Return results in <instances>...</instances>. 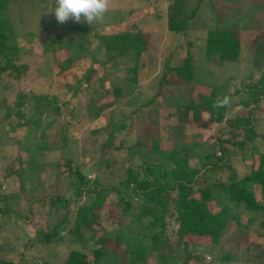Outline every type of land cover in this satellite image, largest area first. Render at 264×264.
Listing matches in <instances>:
<instances>
[{"label": "rangeland", "instance_id": "1", "mask_svg": "<svg viewBox=\"0 0 264 264\" xmlns=\"http://www.w3.org/2000/svg\"><path fill=\"white\" fill-rule=\"evenodd\" d=\"M184 1L186 10L196 11L195 16L188 22V29L182 35L173 34L166 27V5L171 3L169 0L9 2L8 16L22 48L18 62L27 64L28 70L18 81H14L6 73L0 74V97L3 96L5 102L10 104L16 94H28L25 104L28 123L15 126L18 121L16 117L2 122L4 110L0 109V190L6 195L4 200L9 207L0 215L1 256L14 262L18 253L25 255L33 253L37 261L39 256H42L48 264H63L62 260L69 249L80 248L77 243H68L65 239L68 229L73 225L76 210L86 202L85 195L72 205H67L63 201L50 203L48 200L49 195L65 193L66 198L71 199L70 190L65 191L66 177L60 176L54 168L57 163L61 164L67 158L71 159L72 167L83 165L82 172L89 180L96 179L101 184H116L129 165L126 154L140 151L134 140L138 135L141 137L140 133L148 122L152 127H157L158 146L168 149V153L173 151L171 149L176 150L179 157L187 158V165L191 168H198L199 159L205 154L214 152L219 156L220 151L215 148L214 140L209 134L210 130L188 124L182 119L179 109L190 98L201 94L209 93L213 101L222 99L241 87L243 90L240 94L233 96L236 100H242L250 93L244 85L257 84L258 77L264 72V0ZM76 10L82 12L78 13ZM90 17L93 22L90 21ZM86 23H91L92 28L76 29ZM121 27L133 32L139 30L146 43L143 54L137 61L139 72L136 74L135 82L127 78L133 63L131 52L120 47L116 48L117 50H107L104 41L110 38L109 34L103 39L96 38L111 29ZM221 29H233L239 33L241 48L237 61L225 60L217 64L207 58V33ZM61 34L64 36L59 39ZM50 38L55 39L53 45L48 43ZM185 40H190L193 54L191 80L193 91L190 83L166 85L152 100L165 69L168 66L181 67L186 52ZM115 42L113 39V44ZM65 58L72 59V65L69 66L70 69L65 65L66 69L62 70ZM91 63L94 65V71L93 76L88 79L95 83L88 86L83 74L87 72ZM101 83L108 93L105 98H100L98 104L105 105L100 116L91 119L85 116V109L80 104L83 102L86 106L89 101L83 98L88 92L91 96L99 93L97 88ZM77 86L79 90L72 91ZM231 99L226 97L227 104L230 102L234 105L229 110L232 114L242 105ZM70 104L75 107L74 117L80 122L71 116L68 107ZM258 104L262 108L260 114L262 128L264 95L259 97ZM29 105L32 106L31 109ZM49 106H59L60 113H51L46 109ZM106 121H122L132 125L131 133L124 139L122 138L124 130L114 133L113 144L120 138L123 139L124 147L119 152L101 151L100 143L106 135L102 129ZM49 123L55 127H48ZM152 127L148 128L150 132ZM55 128L56 130L52 131ZM29 129L35 131L26 134ZM61 129L64 132L60 131ZM50 132L56 135L51 137ZM59 134L65 137V141L58 139ZM142 146L141 151L145 152L148 146L146 144ZM263 147L264 145L260 148L261 151ZM18 154L23 158V171L18 180L11 181L9 177L3 176L4 164L13 162ZM231 161L238 176L248 172L250 158L247 151H244V154L240 152L231 154ZM134 162V164L138 162L137 157ZM254 163L256 166V159ZM19 182L25 187L24 192L19 191ZM138 205V201H133V209L124 213L107 208L99 211L95 219L106 230L123 228L122 235L127 236L128 230L132 228L129 220L137 213ZM61 217L64 225L58 230V234L62 241L56 240L48 244L33 242L43 230L54 226ZM241 220L244 221L245 218L242 217ZM252 223L248 232L263 235L258 240L253 235L248 238L250 243H257L255 246L242 241L238 246L234 241L226 242L224 250L220 253L211 255L204 252L203 263L192 260H188L187 263L224 264L218 259L222 253L227 252L234 255L233 264H264V211L258 213ZM260 224H263L262 227ZM171 229L167 227L165 232L168 241L173 239ZM233 232L236 231L230 234ZM230 234L227 233L226 236L230 237ZM148 242V239L144 241L145 244ZM195 242L203 244L207 243V240L205 237L195 238ZM30 244L31 247L25 248ZM89 247L84 249V252ZM108 247L118 251L123 245H117L114 240H110ZM29 248L31 253L28 251ZM145 262L156 264L150 256H147ZM105 264L122 263L111 261Z\"/></svg>", "mask_w": 264, "mask_h": 264}, {"label": "trees", "instance_id": "2", "mask_svg": "<svg viewBox=\"0 0 264 264\" xmlns=\"http://www.w3.org/2000/svg\"><path fill=\"white\" fill-rule=\"evenodd\" d=\"M11 1L19 0H0V74L6 73L14 81H18L26 74L28 67L27 64L18 62V55L22 48L18 43V35L12 30L7 12L8 4ZM40 1L45 3L46 0ZM169 2L171 3L166 5V27L173 34H185L188 22L195 16L196 9L186 10L184 0H169ZM76 12L81 13L82 10H76ZM89 19L93 22L91 17ZM89 27L92 28L91 23L83 24L76 29H90ZM111 30L104 33L103 36H96V38L103 39L109 34L110 38L108 37L109 39L104 41L107 50H117L116 48L120 47L131 52L133 63L129 68L127 78L129 81L135 82L136 74L139 72L137 61L143 54L146 45L144 37L138 32L139 30L133 32L122 27ZM63 36L64 34H61L58 38ZM113 39L116 41L114 44ZM54 42L55 39L52 38L48 41L52 45ZM184 46L186 52L183 55L181 67L170 68L168 66L165 69L152 100L160 94L162 87L166 85L190 83V88H194L191 82L193 54L190 40H185ZM240 48V35L233 29L213 30L207 33L206 56L214 63L221 64L225 60L237 61ZM62 63H64L62 70L70 69L72 59L65 58ZM65 65L66 68H64ZM87 69L83 76L86 77V83L89 86L95 83L88 79L93 76L94 65L91 63ZM100 82L102 81L100 80ZM79 86L72 91L77 92ZM88 86H86L87 89ZM98 86L99 93L91 96L88 92L83 99L89 103L86 106L83 102L80 104L85 109V116L91 119L100 116L105 104L101 103L100 105L98 101L100 98H105L108 93L103 83ZM244 86L250 93L245 95L242 100H236L233 97L240 94L243 90L241 87L222 99L213 101H211L209 93H200L201 95L190 98L180 107L182 119L188 124L210 130L209 134L214 140L215 148L220 151L219 156L211 152L200 157L198 168L189 167L187 158L179 157L176 150L171 149L173 151L168 153V149L159 147L156 143L157 127H152L150 122L145 124L140 133L141 137L138 135L134 140L136 141L134 144L138 145L136 147L140 151L143 148L142 145L145 144L148 146L147 150L126 154L129 165L126 166L122 172V178L116 184H101L99 180H89L82 172L83 165L72 167L70 158L63 160L61 164L57 163L54 168L60 176L66 177L65 191L69 189L72 196L70 199L66 198V193L49 195L50 203L63 201L67 205H72L84 195L86 200L76 210L77 214L73 225L68 229L65 239L68 243H77L80 248L69 249L62 263L105 264L119 261L122 264H147L145 262L147 256H150L156 264H175L174 262L188 264V260L200 263L204 260V252L211 255L220 253L224 250L226 242L234 241L238 246L242 241L255 246L257 243L255 241V243H250L248 238L253 235L258 240L263 235L256 232L250 234L248 228L253 224L255 216L264 211V149L260 150L264 145V122L261 128L262 108L258 104L259 97L264 95V72L258 77L257 84ZM27 95L25 93L16 94L10 104L5 102L3 96L0 97V109L4 110L1 116L2 122L16 117L18 121L15 126L26 123ZM227 96L231 97L233 102L242 105L232 114L229 113V110L234 105L230 102L227 104ZM74 103L76 102L74 101ZM65 107H67V103ZM68 107L71 116L75 121L80 122L78 118L74 117L75 107L72 104ZM29 108L31 109L32 106L29 105ZM46 109L57 114L61 110L59 106H49ZM50 126L51 128L55 127L49 123L48 127ZM149 127H152V132L148 130ZM131 129L132 125L126 124V122L106 121L105 127L102 129L106 135L100 143L101 151L119 152L124 147L122 140L131 133ZM55 130L56 128L52 131ZM121 130L125 131L123 139L120 138L116 144H113L114 133ZM32 131L35 130L29 129L26 134ZM60 131L64 132L63 129ZM55 135L54 132H50L51 137ZM57 136L59 140L65 141L62 134ZM244 151L249 153L250 164H248V172L238 176L236 167L231 161V154L237 152L244 154ZM135 157L138 160L136 164H134ZM255 159L257 160L256 166ZM21 171H23V158L18 154L13 162L4 164L3 176L9 177L11 181L18 180ZM18 186L19 191L24 192L25 187L21 182ZM0 193H2L0 194V203H3L0 205V215H2L9 207L5 204L4 197L6 195L1 190ZM133 201L139 202L138 211L129 220L132 228L128 230L127 236L122 235L123 228L106 230L101 223L96 221L95 215L99 211L108 208L124 213L133 209ZM211 204L212 207H210ZM242 217L245 218L244 221L241 220ZM63 225L64 221L61 217L54 226L43 230L33 242L48 244L56 240L62 241L58 230ZM262 225L260 224L261 227ZM167 227L173 228L171 229L173 239L169 241L165 234ZM232 231L236 232L230 234ZM98 233L100 235H97ZM227 233L230 234V237L226 236ZM203 237L206 238L207 243L195 242V238ZM147 239L149 242L145 244L144 241ZM110 240H114L117 245L121 244L123 247L118 251L113 247H108ZM129 243L132 245H128ZM31 244L26 245L25 248L31 247ZM87 245L90 247L84 252ZM32 254L18 253L14 262L0 255V264H48L42 256H39L37 261ZM234 258L233 254L225 252L219 256L218 260L224 264H233ZM211 263L213 264V262L207 264Z\"/></svg>", "mask_w": 264, "mask_h": 264}]
</instances>
